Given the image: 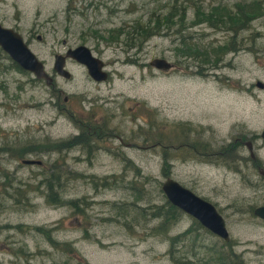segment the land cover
Returning <instances> with one entry per match:
<instances>
[{
	"label": "rangeland",
	"instance_id": "obj_1",
	"mask_svg": "<svg viewBox=\"0 0 264 264\" xmlns=\"http://www.w3.org/2000/svg\"><path fill=\"white\" fill-rule=\"evenodd\" d=\"M258 1L262 8L253 9L254 18L236 35L238 47L233 50L237 51L227 52L215 65L205 63L199 68L195 61L177 54V43L182 40L175 26L168 31L163 28L136 47L126 46L125 36L106 41L110 38L106 31L122 24L127 33L131 25L144 24L150 13L158 22L167 14L176 21L179 2L186 8L182 17L189 23L194 5L207 10L220 4L234 13L237 3L248 13L255 0H2L10 7L0 10V15H7L5 25L17 24L20 33L33 27L42 35L40 40L30 37L29 46L44 60L54 86L51 90L32 74L13 69L0 52V142L18 138L33 143L65 141L77 128L81 132V118L88 112L96 115L98 124L113 128L115 137L105 139L90 157L76 145L56 152L50 144L47 152L24 154V158L42 160V165L22 164L7 153L0 155V264H173L168 238L188 228L193 232L176 242L172 256L182 257L185 264H206L213 250H222L223 241L196 226L191 216L181 211L167 229H158L162 218L152 212L156 206L167 208L160 188L166 177L216 207L231 250L246 264H264V220L251 211L264 205V177L240 143L250 140L255 161L264 167V140L259 137L264 129V0ZM66 3L76 6L69 24L62 17ZM182 32L188 36L184 42L195 41L201 47L221 45L232 34L205 23ZM78 44L102 59L109 72L106 80H92L77 62L67 61L68 79L52 72V53ZM154 58H164L173 67L157 70L149 65ZM58 88L63 93L57 99ZM63 96L68 97L65 103ZM57 104L65 107V114L58 113ZM149 113L157 128H152ZM161 121L164 129L171 124L176 128L164 132ZM181 124L197 128L193 137L209 141L214 151L238 142L235 161L226 152L220 154L228 156L230 163L215 157L177 155L176 138L187 137L179 130ZM146 130L151 140L145 139ZM160 135L175 146L168 165L155 144ZM62 156L67 166L56 170H70L74 172L71 177L81 178L64 181L61 194L64 200H80L79 210L48 203L44 189L32 192L42 174L54 169L56 158L62 162ZM123 158L136 165L138 172L124 167ZM103 176L117 183L100 185ZM18 180L30 186L23 193L26 200L18 199L24 204L15 207L7 192ZM7 182L12 185L6 190ZM35 227L43 228L57 246Z\"/></svg>",
	"mask_w": 264,
	"mask_h": 264
},
{
	"label": "trees",
	"instance_id": "obj_2",
	"mask_svg": "<svg viewBox=\"0 0 264 264\" xmlns=\"http://www.w3.org/2000/svg\"><path fill=\"white\" fill-rule=\"evenodd\" d=\"M263 1V0H262ZM181 2H179V5L176 7V21L172 20V15L167 14L165 17V20L163 21H157L155 19H152L154 17L153 13H150L147 16V20L144 24H133L129 27V31L127 32V37L125 39V45L128 47H136L138 43H141L145 41L149 36L153 34L160 33L163 28H166L167 31L171 27L175 26V34L180 37L182 41H179L177 44L180 45L176 47L177 54L184 55L185 57H188L192 61H195L198 63L197 67H202L205 63L214 64L217 63L221 57L226 54L227 52H236L237 50H233L235 46L237 45V34L241 29H244L248 23V21L251 20L253 9L256 11H259L262 8V5L258 0H255L254 5H250L248 7V13L246 11V8H244L240 4H235L236 10L234 13L228 12V10L220 4H217V6H211L207 10H201L199 5H194V15L191 20V22L186 23L185 18L182 17L183 12H185V7L180 6ZM228 8V7H227ZM260 12H257L254 16L259 15ZM250 19V20H249ZM200 23L207 24L208 27H216L226 31L227 33H232L226 36L225 42L221 45L211 46V47H201L198 45L195 41H192L191 43L184 42V38L188 37L187 35H183L182 32L189 26L197 25ZM110 37L113 36V34L109 33ZM213 67V66H212ZM94 116V117H93ZM148 117L152 120V128H157L156 120L154 118V115L152 113L148 114ZM81 135H85L89 139V146L90 149L88 153H85V150L82 149L84 155L86 154L87 157H90L95 151V149L101 145V143L113 136L114 129L109 128L107 125L102 122L101 124L97 123V117L95 114H87L86 118H81ZM148 127L151 125L147 121ZM165 122L161 121L160 123V129L162 131L167 130H173L176 127H173L174 124H171V127L168 129H164ZM179 130L181 132H186L187 137L186 139H180L176 138L178 141V145L175 149L178 150L177 155H183L185 157H194V156H203L207 159L216 158L219 159L218 161H222L224 163H230L228 162V156L221 155L220 153L226 152L229 154V157H231L234 160V155L237 152V145L238 142L229 143L223 147H221L218 151L212 150V146L209 143V141H202L200 139L194 138L193 134L197 131V128L190 124H181L178 126ZM140 134V133H139ZM141 135V134H140ZM151 135V136H150ZM153 138L152 134L148 133V130L145 132V139L151 140ZM13 139V138H12ZM3 143V141L0 142V144ZM51 144V150H55L56 152H65L69 149H71L76 144H72L70 146H62L58 143H52L50 141H39V142H28L24 138L16 139V140H9L5 141L2 145H0V155L2 153H7L9 157H13L16 160H24V159H35L41 161V163H29L27 165H42L43 162L40 159L36 158H24L25 153H34L38 154L41 152H47L49 150V146ZM156 145H160L162 149V159L164 161V164L168 165V159L171 157L174 143L171 142H164L163 136L160 135L159 139L155 142ZM240 145V144H239ZM155 146V145H154ZM43 150V151H42ZM65 150V151H64ZM62 162H59L56 158L52 162V166L54 169H49L48 172L45 174H42V178L39 179V182H36L35 188L32 189V192L39 189H44L47 191L46 195V201L50 204H66L68 205L73 211L79 210L80 200H77V198H70L65 199L64 196H62L61 192L64 190L65 186L63 184L64 181L74 180L77 178H81L80 176L77 177H71L74 172H71L70 170L64 171V170H56V168H64L65 169V160L63 156L61 157ZM125 160L124 167L128 166L130 168H133L136 172H138V168H136L132 162H130L129 159L123 158ZM252 163L260 165L257 161L251 160ZM76 174V173H75ZM80 175V173H79ZM167 176V173L165 174ZM4 180V175H3ZM9 181V180H7ZM17 184L12 186V182H7L6 187L4 189L7 190V188L11 187L10 192H7L8 197L12 200V203L15 205V207L21 206L24 204V201L18 200L20 196L23 197V199L26 200V196L23 194L30 186L29 182L27 181H20L16 182ZM93 185H96L97 182L93 181L91 182ZM116 180H109L107 179V176H103L100 180V185H114L116 184ZM4 184V183H3ZM132 189V187H131ZM3 199V198H2ZM31 203V201H30ZM27 204H29L27 202ZM31 205V204H30ZM252 211V210H251ZM180 210L177 209L175 206L171 205L169 202L167 203V208L163 210L161 206H156L155 210L152 212V215L160 216L162 218V225L159 226L158 229L165 230L167 229V226L169 223L174 222L179 214ZM196 226L202 227L200 224L195 223ZM37 230L42 232L43 235L47 237V239L52 243V245L57 246L54 240H52L48 233L44 231L41 227H35ZM194 229H186L181 233H177L174 236H169V249L168 254L171 257V261L173 264L177 263H183L185 264L186 261L183 260L182 257L178 259L173 258L172 252L175 250V244L176 242L183 241L184 238H186L188 235H190L193 232ZM166 232V231H162ZM222 240V239H221ZM223 241V240H222ZM222 250H213L211 253V257L208 260H204L205 263L209 264H246L242 257L239 254H235L230 247L229 241L225 242L223 241V245H221ZM208 250H211V248H208Z\"/></svg>",
	"mask_w": 264,
	"mask_h": 264
},
{
	"label": "water",
	"instance_id": "obj_3",
	"mask_svg": "<svg viewBox=\"0 0 264 264\" xmlns=\"http://www.w3.org/2000/svg\"><path fill=\"white\" fill-rule=\"evenodd\" d=\"M0 48L24 70L31 72L35 78L43 79L46 85L52 83V76L46 72L43 63L22 41L18 33L0 26ZM65 55L84 65L87 74L94 81L101 82L106 80L107 72L102 69V60L94 56L87 46L78 45L68 50ZM149 65L161 71H166L171 67V63L164 58H154L149 62ZM53 69L56 74L64 78H68L70 75L63 67L61 56H55ZM256 84L262 87L261 82H257ZM259 135L264 140V129L260 131ZM245 145L249 151V156L254 159L251 142L247 141ZM21 162L27 164L34 161L21 160ZM257 172L260 176L264 177L263 167H257ZM160 188L166 200L171 205L192 216L201 226L223 241H229V234L225 227L223 217L211 202L196 195L171 177H166L161 183ZM252 213L257 218L264 220V205L254 207Z\"/></svg>",
	"mask_w": 264,
	"mask_h": 264
},
{
	"label": "flooded vegetation",
	"instance_id": "obj_4",
	"mask_svg": "<svg viewBox=\"0 0 264 264\" xmlns=\"http://www.w3.org/2000/svg\"><path fill=\"white\" fill-rule=\"evenodd\" d=\"M10 7L9 6H7L5 3H3L2 2V0H0V10H3V11H5V10H8ZM75 10H76V6H75V4L74 3H66V5H65V8L63 9V11H62V17H63V21H64V23L65 24H69L70 22H71V19H70V17L74 14V12H75ZM7 17V15L6 14H2V15H0V26H2V27H5V28H8V29H11V30H13L14 32H16V33H18L19 35H20V37L22 38V41L27 45V47L32 51V49L30 48V46H29V41H30V37H32V38H36L37 40H40L41 38H42V35L41 34H39L37 31H36V29H34L33 27H30V28H28L24 33H20L18 30L20 29L18 26H17V24H13V26L14 27H12V26H7V25H5L4 24V22H3V20L5 19ZM53 17H54V15H53ZM50 19H52V18H50ZM16 21L17 22H19L20 21V18H18V19H16ZM18 29V30H17ZM125 26L124 25H122V24H118V26H116V27H112V28H109L107 31H106V33H112L113 34V36L112 37H110V35H109V39L108 40H106V41H109L110 42V40L113 38V39H116V38H118V37H127V33H125ZM62 42L63 43H65L66 42V40H65V38H63L62 39ZM125 42V41H124ZM78 45H80V44H78ZM77 45V46H78ZM76 46H70V47H65L64 48V50L62 51V52H53L52 53V58H53V60H52V72L54 73V74H56V72L54 71V69H53V66H54V61H55V56H61L62 57V61H63V67L69 72V69L67 68V66H66V63H67V61H69V62H76L74 59H72L71 57H67L65 54H66V52L68 51V50H70V49H73V48H75ZM91 50V49H90ZM0 52L10 61V63H9V65L13 68V69H15V70H18V71H20V72H23V73H26V74H32L31 72H29V71H27V70H24L21 66H19L15 61H13L10 57H9V55L6 53V52H4L1 48H0ZM33 52V51H32ZM34 53V52H33ZM35 54V56L43 63V65H44V68H45V62H44V60L43 59H41V58H39L38 57V55L36 54V53H34ZM103 64H104V62H103ZM103 64H102V66H103ZM104 66H105V64H104ZM46 70V69H45ZM46 72H47V70H46ZM49 73V72H48ZM70 73V72H69ZM107 74H108V76H109V72L107 71ZM56 75H58V74H56ZM58 76H61V75H58ZM34 77V76H33ZM61 77H63V76H61ZM71 77V73H70V75H69V77L68 78H70ZM52 83L51 84H49V85H47V86H51V90H53V86H54V77L52 76ZM64 78V77H63ZM68 78H66V79H68ZM34 79L35 80H39V81H44L43 79H37V78H35L34 77ZM45 83V82H44ZM46 85V84H45ZM63 93V90L61 89V88H58L57 89V99H58V97L59 96H61V94ZM64 95V94H63ZM67 96H63V102L65 103V102H67ZM57 111H58V113H61V114H65V107L64 106H61L60 104H57ZM80 131H79V129L77 128V132H75L72 136H70V137H67L66 138V140L64 141H62V140H56L55 141V143H58V144H60V145H62V146H64V147H66V146H70V145H72V144H76V146H78V148H79V151H82V149L83 150H85V153H88V151H89V149H90V146H89V139H88V137H86L84 134L83 135H81L80 136ZM113 135H114V133H113ZM114 137H115V135H114ZM119 141H120V143L121 144H124V143H122L123 141L121 140V139H119ZM247 141H250V140H247ZM251 142V141H250ZM142 143L143 144H145V143H147V142H145L144 140H142ZM240 143H243L244 145L246 144V141L245 142H243L242 140L240 141ZM146 145V144H145ZM160 146V145H159ZM99 148V147H98ZM98 148H96L94 151H96ZM43 151V150H42ZM53 151H55V150H53ZM83 152V151H82ZM85 156H86V154H85ZM254 160V159H253ZM255 161V160H254ZM65 167L67 166L66 165V163H65V165H64ZM260 165H258V164H255V167H256V169H257V167H259Z\"/></svg>",
	"mask_w": 264,
	"mask_h": 264
},
{
	"label": "bare ground",
	"instance_id": "obj_5",
	"mask_svg": "<svg viewBox=\"0 0 264 264\" xmlns=\"http://www.w3.org/2000/svg\"><path fill=\"white\" fill-rule=\"evenodd\" d=\"M24 160H31V161H34V162H32V163H35V162L38 163V164L41 163V161H39V160H35V159H24ZM27 164H29V163H27Z\"/></svg>",
	"mask_w": 264,
	"mask_h": 264
}]
</instances>
